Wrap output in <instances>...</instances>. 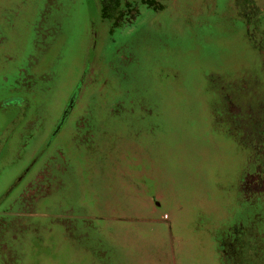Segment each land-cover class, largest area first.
Returning a JSON list of instances; mask_svg holds the SVG:
<instances>
[{
    "label": "rangeland",
    "instance_id": "rangeland-1",
    "mask_svg": "<svg viewBox=\"0 0 264 264\" xmlns=\"http://www.w3.org/2000/svg\"><path fill=\"white\" fill-rule=\"evenodd\" d=\"M0 0V264H264V0Z\"/></svg>",
    "mask_w": 264,
    "mask_h": 264
},
{
    "label": "trees",
    "instance_id": "trees-1",
    "mask_svg": "<svg viewBox=\"0 0 264 264\" xmlns=\"http://www.w3.org/2000/svg\"><path fill=\"white\" fill-rule=\"evenodd\" d=\"M102 5V16L110 18L109 14L112 8H115L119 4V0H100Z\"/></svg>",
    "mask_w": 264,
    "mask_h": 264
}]
</instances>
